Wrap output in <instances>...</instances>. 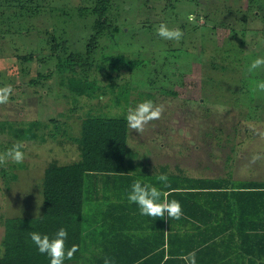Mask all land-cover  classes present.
<instances>
[{
    "label": "rangeland",
    "instance_id": "374dc122",
    "mask_svg": "<svg viewBox=\"0 0 264 264\" xmlns=\"http://www.w3.org/2000/svg\"><path fill=\"white\" fill-rule=\"evenodd\" d=\"M97 1L0 0V87L14 89L0 104V153L17 142L25 152L22 164L0 166V238L6 215L42 211L44 171L79 157L84 119L127 121L128 109L145 100L166 110L143 135L127 126L132 165L264 179V91L256 87L264 68L248 71L264 56V0H149L147 8L140 0H114L108 21L121 30L98 36L86 65L62 67L71 51L86 55ZM161 23L179 28L182 38H161ZM107 54L126 59L114 67ZM71 77L97 85L79 93ZM37 120L36 137L16 135ZM253 155L260 156L255 163Z\"/></svg>",
    "mask_w": 264,
    "mask_h": 264
},
{
    "label": "trees",
    "instance_id": "16d2710c",
    "mask_svg": "<svg viewBox=\"0 0 264 264\" xmlns=\"http://www.w3.org/2000/svg\"><path fill=\"white\" fill-rule=\"evenodd\" d=\"M113 1L98 0L92 6L91 14L94 22L92 35L87 44L89 49L86 55L71 51L61 62L62 67L86 65L97 45V37L105 32L113 37L121 30L118 24L111 29L108 21V11ZM139 3L146 8L150 5L149 0H140ZM106 56L112 61L114 67L119 66V60L121 62L126 59L121 55L107 54ZM141 62V58L134 59L133 66ZM216 65L227 68L224 63H216ZM68 84L79 93L90 91L97 85L95 80L75 77H71ZM84 121L79 139V157L66 163L53 161L44 171L41 178L43 208L39 212L40 216L36 218V216L9 217L6 215L2 218L4 231L0 238L2 244L0 264H50V257L39 252L30 234L38 232L42 236L48 235L51 238L61 228L66 229L68 233L66 248L78 246L73 259H66L64 264H105V257H110L112 264H186L182 257L187 255V223L192 221L190 218L204 223V226L195 224L199 233L202 234L200 239L194 236L195 232L189 236L195 241L193 246L206 244L203 250L211 253V247L230 244L232 241L231 235L220 234L226 225L230 226L224 220H217L223 204L227 206L226 211L230 212L232 197L235 195L240 196L239 202L242 203H244L242 201L244 196L252 199L249 204L248 202L244 204L253 205L257 210L264 205V180L262 179L190 176L174 172L166 174L169 186L165 188L157 180V176L149 177L148 180L141 174L132 173L128 169V166L133 163L129 158L130 149L126 146L127 121L122 117L108 116L88 117ZM32 123L17 127L16 135L22 139L36 137L39 133L36 127L41 122L37 120ZM128 161L130 165H127ZM113 177H116L115 181L122 179L121 183L126 187L124 189L127 193L131 191L133 182L140 179L162 191H168L169 201L175 199L180 202L183 211L180 219L167 217L168 239L164 229V218L147 216L141 222V224L145 222L143 228L133 230L139 225L133 226V217L130 212L139 207L137 204L128 201L119 215L120 218L114 213L116 208L110 204V201L111 207L104 206V203L107 204L105 201L109 200L105 197L110 195L109 181ZM115 185L117 182H113L112 186ZM201 201H205L206 207ZM200 208L205 211L201 215L197 213ZM98 209L103 212L99 218L95 217V211ZM89 212L91 215L87 214ZM220 222L221 228L211 232L214 225ZM206 227L208 231L205 234ZM139 242L146 245L141 247ZM203 250H196V257L205 259L209 264L210 259H215V254L210 258L200 256L199 253ZM227 256L229 255H225Z\"/></svg>",
    "mask_w": 264,
    "mask_h": 264
},
{
    "label": "clouds",
    "instance_id": "9594fccd",
    "mask_svg": "<svg viewBox=\"0 0 264 264\" xmlns=\"http://www.w3.org/2000/svg\"><path fill=\"white\" fill-rule=\"evenodd\" d=\"M194 18L188 17L189 21ZM157 34L165 40L179 41L183 32L179 28H169L167 24L161 23L157 28ZM264 68V56L257 57L252 61L249 72ZM257 89L264 91V81L256 85ZM14 89L11 85L0 87V104H6ZM166 108L163 103L156 104L152 100H145L137 104L134 108H129L126 116L127 126L131 130H136L140 135H143L146 128L152 121L159 120ZM251 127V126H250ZM258 131L257 129H253ZM261 137H264V132H259ZM24 145L22 142L15 143L10 149L4 153H0V166H7L9 162L15 164H22L25 160ZM260 159L259 155H253L252 162ZM165 188L169 186L168 176L160 174L157 176ZM169 192L162 191L150 183H145L140 179L133 182L131 191L128 193V200L130 203H135L139 206L140 214L150 216L152 218H164L165 214L170 219H180L183 215L182 206L179 201L173 199L169 201ZM163 197V199H161ZM36 218L40 216L39 210L35 213ZM31 240L37 246L41 254H47L50 257V264H64L65 260H71L74 254L78 251V246L73 245L70 249L66 248V239L68 236L67 230L59 229L54 237L48 235H41L38 232L30 234ZM167 258V257H166ZM182 259L186 264H197L196 252H189L183 256ZM105 264H112L110 257H105Z\"/></svg>",
    "mask_w": 264,
    "mask_h": 264
},
{
    "label": "crops",
    "instance_id": "0c3cea01",
    "mask_svg": "<svg viewBox=\"0 0 264 264\" xmlns=\"http://www.w3.org/2000/svg\"><path fill=\"white\" fill-rule=\"evenodd\" d=\"M138 165H132L128 166V169L132 173H137L141 174L145 178H151L152 176H158L160 174H172L175 171L168 172L163 169V171H147L144 169H140V167H137ZM123 169V168H120ZM120 171V170H118ZM123 171V170H122ZM121 173V172H118ZM183 174V173H181ZM241 177V176H239ZM116 177H113L109 182L110 186V195L106 196L105 199L108 197L109 200L105 201L107 204L104 203V206L107 205L109 207L110 204L116 208L114 213H116L119 217L121 212L123 211V208L125 205L128 204V193L125 191L124 188H126L121 182L122 179L115 181ZM149 178V179H150ZM246 179L250 178L249 176L247 177H241V179ZM148 179V180H149ZM264 180V179H262ZM113 182H117V185L112 186ZM168 192V191H167ZM240 197V196H239ZM239 197L233 195L232 197V203H231V211L227 212L225 206L223 204V208L220 212V216L218 217L217 220H224L226 221V224L230 225L227 226L226 228L223 229L220 234H226V235H231L232 236V241L230 244H223V245H217L216 247H211L210 252L208 253L207 251L203 250V247L206 246V244H201L198 245L197 247H194V242L193 239H191L189 236L192 234V232H195V237H198L200 239L202 237V234L199 233V229L196 227L195 224H201L204 226V223L201 221H198L197 219L190 218L192 221L187 223V245H186V253L188 254L189 252L196 251V250H203L199 254L200 256H206L209 257L213 254H215V259H210L209 264H264V205L260 209H256V207H253V205H247L244 204L250 201V199L247 196H244L242 202H239ZM110 201V204H109ZM203 203V206L206 207L205 201H201ZM137 207V205H135ZM118 209V210H117ZM112 211V210H111ZM96 215L95 217L99 218L103 215V212L100 211L99 209L95 211ZM101 212V213H100ZM201 208L197 212L199 215L201 213H204ZM140 213L139 207L135 208V210H131L130 214L133 217L132 223L134 224L133 226H139L135 227L133 230H139V228H143L142 226L145 225V222H143V218L145 219L147 216L144 217ZM90 214L91 213H87ZM139 214V215H138ZM89 217V216H88ZM186 217H188V214H186ZM120 218V217H119ZM131 218V217H129ZM151 218V217H150ZM167 214H165L164 220H165V232H166V239H168V220H167ZM141 224V225H140ZM222 226V223H216L214 227L211 229L212 230H217L220 229ZM205 228V227H204ZM207 227L204 231V233H207ZM201 232V231H200ZM211 234V233H209ZM197 241V240H196ZM141 243V247H143L144 244L143 242ZM167 245V244H166ZM166 245L164 246L166 248ZM166 255L168 256L167 250L165 249ZM225 255H229L225 257ZM197 264H208L206 263L205 259L203 258H197Z\"/></svg>",
    "mask_w": 264,
    "mask_h": 264
}]
</instances>
